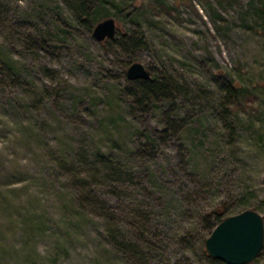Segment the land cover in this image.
Returning a JSON list of instances; mask_svg holds the SVG:
<instances>
[{
	"label": "rangeland",
	"instance_id": "1",
	"mask_svg": "<svg viewBox=\"0 0 264 264\" xmlns=\"http://www.w3.org/2000/svg\"><path fill=\"white\" fill-rule=\"evenodd\" d=\"M249 1L109 0L113 36L146 40L124 48L66 0H0V264H228L203 242L219 203L260 212L261 252L243 264H264V8ZM209 55L252 98L223 102ZM132 59L186 89L136 102ZM95 147L133 172L101 171L82 202L74 171Z\"/></svg>",
	"mask_w": 264,
	"mask_h": 264
},
{
	"label": "trees",
	"instance_id": "2",
	"mask_svg": "<svg viewBox=\"0 0 264 264\" xmlns=\"http://www.w3.org/2000/svg\"><path fill=\"white\" fill-rule=\"evenodd\" d=\"M66 1L77 21L88 30L91 29L92 24L97 19L110 14H113L112 16L114 17V13H116L107 6L109 0ZM249 3L257 14H260V9L264 8V2L254 4V2L250 0ZM118 34L117 37L113 35L108 37L120 43L124 48L128 47V45L133 47L146 42L140 29L134 30V32L132 30L130 32L120 31ZM41 41H43V38H41ZM208 57L215 65L214 71L218 74L219 88L222 91L221 97L223 102L232 107H239V105L243 104L247 99L252 98L251 91L246 86H243L230 74L220 70L221 68H219L213 56L209 55ZM156 75L157 76L147 75L146 77H132L130 79L131 85L127 87V92L131 95V98L136 102H139L141 97L151 99L156 95L174 99L177 94L184 91L182 89H186V85L174 75L171 76L163 73ZM223 121L226 122L225 118H223ZM161 130L164 131V128ZM148 138L152 140L151 135H148ZM91 153L93 158L89 160V164L91 165L89 168L90 171H87L86 174H80L77 173L76 170L74 171L75 181L78 185V196L82 202H89L90 200L94 201V199H97V194L92 183L101 171H103V174H101L102 176L116 179L123 177V175L130 177L133 172V168L125 164L120 158V155L113 149L105 150L100 147H95ZM223 210L224 205L222 203L214 204L210 207L209 212L212 213L215 222L224 215ZM106 228H110V226H106ZM115 238L118 242L121 241L116 236ZM256 256L253 258H256Z\"/></svg>",
	"mask_w": 264,
	"mask_h": 264
},
{
	"label": "water",
	"instance_id": "3",
	"mask_svg": "<svg viewBox=\"0 0 264 264\" xmlns=\"http://www.w3.org/2000/svg\"><path fill=\"white\" fill-rule=\"evenodd\" d=\"M117 28L112 15H105L91 26V34L101 39L113 35ZM127 77H146V65L139 59L130 60L125 66ZM204 248L214 257L228 264H243L260 251L263 243V220L260 212L246 206L224 214L205 235Z\"/></svg>",
	"mask_w": 264,
	"mask_h": 264
}]
</instances>
